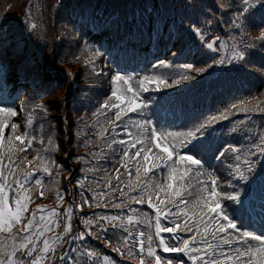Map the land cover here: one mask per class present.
I'll return each mask as SVG.
<instances>
[{
    "label": "trees",
    "instance_id": "trees-1",
    "mask_svg": "<svg viewBox=\"0 0 264 264\" xmlns=\"http://www.w3.org/2000/svg\"><path fill=\"white\" fill-rule=\"evenodd\" d=\"M209 1L212 6H207L205 0H0V98L18 112L12 118L13 123L20 125L16 134L24 133L31 113L33 124L29 130L34 128L37 136L34 150L18 154L26 159L16 171L23 173L36 168L39 161L33 158L37 152H43L51 138L54 147L47 156L56 164L51 176L37 173L43 186L30 185V189L36 186L34 202L46 206L44 201H48L54 204L53 209L61 202L62 213L69 206L73 208L72 232L62 239L52 264H85L81 253L89 249L99 254L100 242L110 238L111 250L104 248V257L109 263L139 264L138 257L123 256L113 250L123 247L116 243V238L127 235L123 229H113L110 222L103 220L99 225H86L83 221L88 218L95 221L101 216H120L132 232L137 228L146 232L155 230V212L147 203V195L144 204L124 205L126 198L120 196L119 188L127 191V181L130 178L135 181V172L128 177L118 162L120 145H113L117 149L113 152L106 143L112 136L117 140L129 138L121 133L122 126L112 132L113 122L120 124L115 120V110L101 109L111 96L115 87L111 77L117 73L133 77L135 89L140 88L136 81L145 76H159L172 85L167 87L153 81L147 86V94L142 93L147 108L142 114L129 113L124 117V123L133 132L137 131L135 122L143 119H150L158 128L185 133L210 116L227 115V119L205 129L201 143L206 147L200 149L199 158L204 169L219 178L221 187L231 191L227 188L231 183L241 193L245 201L243 208L229 202L230 208L238 209L235 214L240 229L257 235L264 233V188L259 181V176L264 175V155L252 157L256 161L255 172L245 181L229 175L227 163L231 153L226 158H216L218 150L229 145L247 150L253 141L259 143L257 137L264 136V112L227 111L233 104L238 108H264V45L256 43L245 48L241 32L233 29L239 36L236 47L244 49L245 58L239 62L233 60L229 68L218 70L216 61L212 60L216 53L193 33V26L208 21V29L227 31L222 30L226 22L222 15L230 9L229 5L240 0ZM29 11L39 14L45 30L42 35L26 27L24 21ZM243 27L244 41H258L264 31V11L259 8L251 11ZM96 52L99 55L94 59V66L86 63ZM161 61L171 67H154ZM185 64H191L192 68L180 67ZM198 69L204 71L198 72ZM183 74L195 79L174 84ZM70 79L75 80V86L70 87ZM38 104L44 105L47 112L36 109ZM103 129L107 132L101 137L98 133ZM10 132L9 126L5 138ZM41 136L43 144L38 142ZM28 161L33 164L29 166ZM117 169L124 183L112 192L107 185L117 187ZM156 173L157 179L163 182L160 170ZM196 179L194 175L190 177L191 183L195 184ZM38 187L39 192H44L41 198ZM58 192L64 196L62 201L57 199ZM160 198L164 199L165 195L161 193ZM84 199L90 203L83 204ZM152 201L159 203L155 195ZM117 203L122 206H112ZM130 208L138 211L132 213ZM129 215L134 217L131 224L127 221ZM61 219L65 225L66 217ZM162 223L168 222L162 220ZM89 228L91 234L85 231ZM101 228L109 230L102 232ZM74 230H83L85 240L73 241ZM62 253L67 255L61 261L58 257ZM96 259L89 260L88 264H97ZM145 260L146 264L152 262L148 257Z\"/></svg>",
    "mask_w": 264,
    "mask_h": 264
},
{
    "label": "snow or ice",
    "instance_id": "snow-or-ice-1",
    "mask_svg": "<svg viewBox=\"0 0 264 264\" xmlns=\"http://www.w3.org/2000/svg\"><path fill=\"white\" fill-rule=\"evenodd\" d=\"M257 8L264 11V0H240V7L234 13V19L231 22V26L241 32L245 48L256 46V43L264 45V31H261L256 42L243 40L244 21L249 13ZM32 27L35 28V25ZM0 30H2V21H0ZM193 30L206 43L209 50L218 51L219 48L225 47L219 37L212 42H207L199 27L193 26ZM232 48V57L228 62L243 61L244 49L237 48L236 45ZM98 55L99 52L93 53L92 58L86 63L94 66V59ZM217 62L224 63L222 59ZM154 67L168 68L171 65L161 61ZM180 67L192 68V65L185 64ZM191 79L195 77L183 74L173 83L178 84ZM111 80L115 87L112 89L111 96L101 105V109L115 110V120L120 121V124L113 122L112 132L115 133L117 128L122 126L123 134L129 139L117 140L115 136H112L106 142L107 147L117 152V149L112 146L120 145L118 162L125 169L128 177L132 176L133 170L135 172V181L131 178L127 181V191L119 188L120 196L126 198L124 205L127 206L129 203L144 204V198L147 195V203L155 212V230L146 232L137 228L135 232H132L124 225V218L120 216H101L95 221L88 218L83 222L86 225H99V222L103 220L110 222L113 229H123L127 235L116 238V243L122 244L123 247H116L113 250L123 256L138 257L139 264H146L145 257L151 258L152 264H188V262L190 264H264V233L257 235L241 230L235 214L238 209L229 207V202L232 205L238 204L241 208L244 207L245 201L241 193L231 183L227 184V188H231V191L221 187L219 178L214 173L207 172L202 159L199 158L200 149L206 147L201 143L205 129L219 120L227 119V115L221 113L218 116H210L185 133L170 132L154 126L150 119H143L135 122L137 131L133 132L132 128L124 123V117H127L129 113L142 114L147 108V103L142 98V93L149 90L145 82L155 81L158 85L164 84L167 87L172 85H168L166 80L159 76H145L136 81L140 85L139 89L133 87L131 76L117 73L111 77ZM35 108L47 112V108L42 104L36 105ZM232 109L243 112H264V108L248 106L238 108L237 104L231 105L227 111L230 112ZM17 115L16 108L7 105V102L0 98V234H3L0 235V264H52L56 259L54 245L62 240L63 236H56L55 239L44 238L45 233L53 232L60 226L59 219L52 218H58L61 215L67 220L64 232L69 233L73 208L69 206L61 214L56 209H47L38 205L36 211L31 212L30 218H27V223L23 222L30 211L29 205L32 202L28 194L30 185L34 183L43 186L44 182L37 173L42 172L51 176L56 162L47 156L54 147L52 139L49 138L43 152H37L33 158V161H39L37 167L31 171H23V174L16 177L14 181L11 179L12 174L26 159V156L18 154L27 153L29 149L34 150V141L37 140L35 129L29 130L33 124L31 113L25 122L24 133L16 134L20 125L13 123L12 118ZM9 126L11 132L5 138V131ZM106 132L107 129H103L98 135L104 137ZM257 140L259 143L253 141L252 146L247 150L233 145L218 150L217 159L226 158V154L231 153L227 168L233 179L249 180L250 174L255 172L256 161L252 157L264 155V136L257 137ZM38 142L44 143L42 136ZM154 149L157 151L154 152ZM33 161H28V165L31 166ZM5 169L8 170L7 174ZM156 170H160L164 177L163 182L157 179ZM116 171L117 187H113L111 183L107 185L112 192L117 191L118 186L124 183L119 169ZM141 175L144 177L143 180ZM193 175L197 178L195 184L190 180ZM186 180H188L187 183ZM259 181L264 188V175L259 176ZM78 183L80 187H83L82 182ZM131 192H136L137 195H131ZM161 193L165 195L164 199L160 198ZM99 195L103 196L105 193H99ZM153 195L159 201L158 204L153 203ZM40 196H44L43 191L40 192ZM63 198V194L58 192V201H62ZM89 203L88 199H84L83 204ZM112 206L120 208L122 205L117 203ZM78 207L82 208V205ZM130 211L136 213L138 210L130 208ZM37 213H40L39 219H37ZM45 214L49 218L47 221ZM133 219L132 215L127 216L129 224L133 222ZM162 220L168 223L164 224ZM108 230V228H101L103 232ZM182 233L190 235L183 236ZM88 234H91V228L88 229ZM84 238V233L73 237L79 240ZM96 238H100L99 234ZM251 241H255L256 244ZM105 242L106 245H110L113 240L110 238ZM165 253H175L177 256H166ZM66 255L62 253L58 259L63 260ZM81 255L85 258V264L97 258L98 255L105 261L108 259L89 249H85Z\"/></svg>",
    "mask_w": 264,
    "mask_h": 264
},
{
    "label": "rangeland",
    "instance_id": "rangeland-1",
    "mask_svg": "<svg viewBox=\"0 0 264 264\" xmlns=\"http://www.w3.org/2000/svg\"><path fill=\"white\" fill-rule=\"evenodd\" d=\"M205 2L207 4V6H212L211 5L212 3H210L209 0H205ZM239 7H240V2L234 3L230 7V9L228 11H225L223 13V15H222L223 17L226 18V22H225V25H224L222 30H227V31H219L218 29H210V28L208 29L207 25H206V23H208V21L206 23L202 22L203 24H201V25H194L196 27H199L202 30L203 34L206 35L205 39H206L207 42H212L213 40H216L217 37H219L220 41H222L225 44V47L219 48L218 51H214V53H216V57H214L212 60L216 61V68L218 70H221V69L224 70L226 68H229L230 67L229 65L232 63V62L229 63L228 61L232 57V51H233L232 46L236 45V42L238 41L239 36H238V33H236V30H233L234 28L231 26V22L234 19V13L236 11H238ZM24 22L26 23L25 25H26L27 28L36 30L40 35H42V33L45 31L44 27L40 24L39 14H36L33 11H29V14H27ZM32 25H35V28H33ZM193 33L196 36H198L194 30H193ZM218 43H219V41H218ZM221 59L224 61L223 64L217 62V61H220ZM152 82L153 81L145 82V86L147 87ZM143 93L147 94V92H143ZM121 133H123V131H121ZM127 139H129V138H127ZM22 174L23 173H21V172L15 171L12 174L11 179L14 181L15 178L18 175H22ZM53 187H54V185H52V187L50 189L52 190ZM28 194H29L32 202L29 205L30 213L26 214V218L23 221L24 223H27V218H30L31 212L36 211L38 205L42 206V207H45L47 209H53V205H54V204L52 205L48 201H44L47 204L46 206H43V204H40L39 202H34V201L37 200L36 198H34V197H36V186L31 188ZM49 205H52V207H49ZM61 205H62L61 202H57L56 211L58 213L63 214L60 211L61 207H62ZM39 216H40V213H37V219H39ZM61 217H63V215L59 216L58 218H52V219H59L60 226L58 228H55L53 232H46L44 238L55 239L56 236H63V238H64L67 235H70V233L72 232V226H71V231L69 233H65L64 232V224H63L64 220L61 219ZM45 218H46V221L49 219L46 214H45ZM14 231H15V229H14ZM85 231L88 232V230H85ZM116 231H118V230H116ZM80 232H83L84 235H86V233L83 230L78 231L77 234L78 233L81 234ZM0 235H3V234H0ZM65 240H66V238H65ZM100 243H101V245H99V250H100L99 254H102V256H106L105 252H104V248H107V249L111 250L110 246L106 245L105 242H100ZM61 245H62V240H59V241H57L56 245H54V247H56V249H57ZM134 258H135V256H134ZM94 263H97V264H117V261H112L111 263H109L107 260L105 261V260L99 258V255H98V257L94 261ZM56 264H67V263H65V262H62V263L57 262Z\"/></svg>",
    "mask_w": 264,
    "mask_h": 264
}]
</instances>
